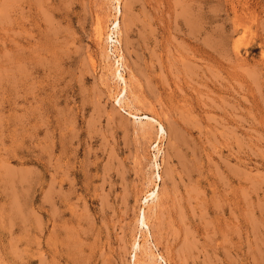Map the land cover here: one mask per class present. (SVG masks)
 Returning a JSON list of instances; mask_svg holds the SVG:
<instances>
[{
  "label": "rangeland",
  "instance_id": "obj_1",
  "mask_svg": "<svg viewBox=\"0 0 264 264\" xmlns=\"http://www.w3.org/2000/svg\"><path fill=\"white\" fill-rule=\"evenodd\" d=\"M118 1L0 0V264H264V0Z\"/></svg>",
  "mask_w": 264,
  "mask_h": 264
},
{
  "label": "bare ground",
  "instance_id": "obj_2",
  "mask_svg": "<svg viewBox=\"0 0 264 264\" xmlns=\"http://www.w3.org/2000/svg\"><path fill=\"white\" fill-rule=\"evenodd\" d=\"M118 1V0H117ZM119 2V1H118ZM118 11H119V9H118ZM189 15V14H188ZM117 26H118V21L117 20H115V22L113 23V27H112V29L111 30H114V29H116L117 28ZM115 32V31H114ZM111 33V32H110ZM109 37V36H108ZM109 39V38H108ZM111 39V38H110ZM117 70V69H116ZM118 71V70H117ZM116 75H118L117 77H119V80H122L124 83H125V78L123 77V75H122V73H120V72H118ZM122 82V83H123ZM123 85H125V84H123ZM122 88H124V87H122ZM124 90V89H123ZM158 121V120H157ZM156 122V121H155ZM158 132H160L161 134L163 133V126H162V124L160 123V122H158ZM159 176V175H158ZM148 197H154V196H156V190L155 191H153V192H151V193H149L148 195H147ZM146 197V196H145ZM147 200V199H146ZM151 205V204H150ZM141 219V223H142V225L143 224H146V221H145V215L143 214L142 215V218H140Z\"/></svg>",
  "mask_w": 264,
  "mask_h": 264
}]
</instances>
